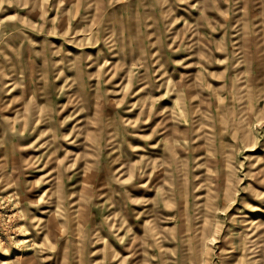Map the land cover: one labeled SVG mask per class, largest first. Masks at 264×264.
<instances>
[{
	"label": "rangeland",
	"instance_id": "rangeland-1",
	"mask_svg": "<svg viewBox=\"0 0 264 264\" xmlns=\"http://www.w3.org/2000/svg\"><path fill=\"white\" fill-rule=\"evenodd\" d=\"M0 264H264V0H0Z\"/></svg>",
	"mask_w": 264,
	"mask_h": 264
}]
</instances>
